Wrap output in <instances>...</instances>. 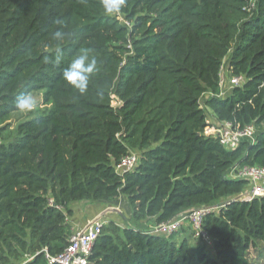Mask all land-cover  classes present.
<instances>
[{"label":"trees","instance_id":"1","mask_svg":"<svg viewBox=\"0 0 264 264\" xmlns=\"http://www.w3.org/2000/svg\"><path fill=\"white\" fill-rule=\"evenodd\" d=\"M120 14L130 29L101 0H0V264H50L74 203L121 196L132 220L156 225L219 204L204 226L212 252L104 227L90 264H250L251 250L264 254V198L240 200L248 184L229 172L264 167V0H126ZM85 51L98 70L80 95L62 73ZM225 63L246 81L219 98ZM37 93L44 109L11 130L17 99ZM203 104L217 121L255 124V143L227 150L205 136ZM130 151L139 163L122 177Z\"/></svg>","mask_w":264,"mask_h":264},{"label":"built area","instance_id":"2","mask_svg":"<svg viewBox=\"0 0 264 264\" xmlns=\"http://www.w3.org/2000/svg\"><path fill=\"white\" fill-rule=\"evenodd\" d=\"M120 22L128 27H132V23L127 21L121 14L118 16ZM246 79L243 75H233L232 71L225 63L222 67L219 80V94L217 97L225 98L232 91L241 87ZM112 106L118 107L119 100L113 95ZM204 104L202 108H204ZM206 109V108H204ZM215 118V117H214ZM207 126L204 129V135L213 137L227 150L237 149L243 142L255 143L257 138V126L249 124L241 126L231 121H209L207 118ZM139 163V153L130 151L116 165V172L122 177L133 172ZM229 177L232 179H241L247 182V189L239 196L240 200L251 202L256 198H264V167L258 165L234 166ZM220 206L205 205L193 209L191 211L178 215L175 219L156 225V234L171 235L178 232L185 223H189L194 237L199 239L206 247L213 246V239L208 231L205 230V220L212 214L217 212ZM106 226V219L98 216L83 227L72 231L67 247L57 255H50L46 250V258L50 264H90V256L96 241L102 235Z\"/></svg>","mask_w":264,"mask_h":264},{"label":"rangeland","instance_id":"3","mask_svg":"<svg viewBox=\"0 0 264 264\" xmlns=\"http://www.w3.org/2000/svg\"><path fill=\"white\" fill-rule=\"evenodd\" d=\"M33 98L35 99L37 103V107L32 111V112H18L15 114L10 121L11 123V130H14L17 125L30 118L40 110L44 109L43 105V93H37V94H32ZM207 112V118L209 121H214V115L213 113L206 109ZM259 130V128H257ZM260 131V130H259ZM112 202H93V201H82V202H77L72 205V208H75L76 210L81 211V217L80 222H82V228L85 227L89 221H91L93 218V213L96 212L99 213L100 210L104 208H110V209H117L121 211L124 215V217H120L119 215L112 214V212H116L115 210H110L112 216H109L106 219V226L105 230H109L110 232L113 231L115 235H121L122 229L125 226H133L137 229L156 234V224L154 223V220H149V221H143V222H136L131 219V215H129V207L126 204L125 200L121 201L119 204L112 205ZM219 204H216L215 206H218ZM90 218V220H89ZM104 230V231H105ZM162 236H168L166 234H161ZM176 238L175 242L177 245H179L182 241L188 240V242L191 245L190 253L193 252L194 248L196 246H204V244L194 237L192 228L190 224L187 222L183 225V227L175 233ZM207 251L211 250L206 247ZM212 252V251H209ZM195 256H191L189 259V264H193L195 262ZM25 260H30L31 256L26 255ZM249 262L250 264H264V254L260 253V250H251L249 253Z\"/></svg>","mask_w":264,"mask_h":264},{"label":"clouds","instance_id":"4","mask_svg":"<svg viewBox=\"0 0 264 264\" xmlns=\"http://www.w3.org/2000/svg\"><path fill=\"white\" fill-rule=\"evenodd\" d=\"M126 0H101V6L106 15L119 16ZM57 24H62L63 21L57 20ZM63 31H56L54 39L63 40L65 37ZM57 64L60 63L63 52L57 47L56 49ZM98 70V61L95 57H90L88 52H80L76 54L67 68L63 70L62 76L64 81L67 82L75 91L80 95H85L89 90V84L92 76ZM37 107V103L31 94L21 95L16 101V108L21 112H32Z\"/></svg>","mask_w":264,"mask_h":264},{"label":"crops","instance_id":"5","mask_svg":"<svg viewBox=\"0 0 264 264\" xmlns=\"http://www.w3.org/2000/svg\"><path fill=\"white\" fill-rule=\"evenodd\" d=\"M214 120H215V118H214ZM123 200H125V199H124V197L121 196V197L115 199L113 201L112 205L119 204ZM125 202H126V200H125ZM126 204H127V202H126ZM72 209L74 211V214L72 215V217L70 219V225H71L72 231H74L76 229L82 228V226H84V225H82V222H80V218H82L81 217V211L80 210H76L75 208H72ZM110 210H113V211L115 210L116 211V212H112V214H116V215H119L120 217H124L123 213L121 211L117 210V209L104 208V209L100 210V212L97 213V214H96V212L93 213V218H91V219H94V218H96L98 216H102L104 218L112 216L111 212H109ZM128 214L130 215V210H129ZM89 220H90V218H89Z\"/></svg>","mask_w":264,"mask_h":264}]
</instances>
